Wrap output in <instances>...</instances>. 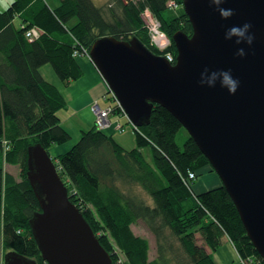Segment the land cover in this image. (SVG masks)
<instances>
[{"label":"trees","instance_id":"trees-1","mask_svg":"<svg viewBox=\"0 0 264 264\" xmlns=\"http://www.w3.org/2000/svg\"><path fill=\"white\" fill-rule=\"evenodd\" d=\"M60 1L53 8L49 0H15L0 11V250L17 252L38 264L47 263L29 225L41 206L27 178V150L39 143L50 154L54 146L71 140L59 117L67 102L41 69L52 66L63 83L78 80L83 71L73 53L90 52L92 45L106 36L119 40L137 37L158 55L141 17L148 6L171 38L175 58L173 35L178 31L193 33L184 11L177 16L168 14L169 3L176 1L182 6V0H111L109 5L114 6L108 8V18L92 0ZM20 10L25 13L20 14ZM18 17L22 27L15 24ZM34 25L44 35L30 41L26 33ZM134 129L137 148L131 151L95 125L83 132L68 152L53 158L62 170L60 176L71 202L113 262L123 264L111 238L125 256L124 264H172L162 255L149 260L148 240L136 236L131 228L142 220L158 240L164 229L178 239L185 257L175 261L177 264H216L212 253L227 238L242 259L264 264L222 183L201 194L193 192L192 184L187 187L185 177L190 171L201 175L209 167L216 173L189 134L184 146L178 145L176 137L184 129L181 123L156 105L150 124ZM143 147L151 148L152 163L144 157ZM6 164L21 168L19 181L5 171ZM135 184L149 194L153 206L137 201L132 194Z\"/></svg>","mask_w":264,"mask_h":264},{"label":"water","instance_id":"water-1","mask_svg":"<svg viewBox=\"0 0 264 264\" xmlns=\"http://www.w3.org/2000/svg\"><path fill=\"white\" fill-rule=\"evenodd\" d=\"M192 35H173L176 64L155 55L137 37L106 36L90 59L131 122L150 124L156 105L168 110L194 140L232 198L255 250L264 260V0H183ZM218 7L233 10L223 18ZM252 25L251 45L226 39L233 26ZM243 48L246 55L237 51ZM230 71L239 81L230 93L201 74ZM56 164L41 145L27 150V178L41 211L29 221L47 264H115L80 209L71 202ZM4 264H38L8 252Z\"/></svg>","mask_w":264,"mask_h":264},{"label":"crops","instance_id":"crops-1","mask_svg":"<svg viewBox=\"0 0 264 264\" xmlns=\"http://www.w3.org/2000/svg\"><path fill=\"white\" fill-rule=\"evenodd\" d=\"M13 1L14 0H7L9 4ZM1 2L4 3L5 0H1ZM49 5L53 8L57 6L54 0H51V3L49 0ZM77 62L83 71L82 77L76 81L66 83H63L59 79L52 66L46 65L41 69L44 78L60 90L67 102V107L59 112V117L61 125L69 132L72 138L71 141L64 145L54 146L50 152L52 158H57L65 154V145H67V147L73 145L81 138L83 132L95 128L94 105H98L102 109H107L109 107L114 108V112L109 116L110 125L102 131L106 132L108 135H112L114 140L126 146L123 135L118 136L119 132H121L118 126H123L125 132L128 127H125L123 124L125 121L130 123L129 119L117 108L115 102L111 105L109 104L108 101H113L111 98L112 93L91 59L80 57L77 58ZM7 166L10 167L11 172L8 171L9 174L13 175L14 172H18L19 166L6 164V167ZM12 166L15 168H12ZM202 175H204V177L200 178L201 182H198L199 179L195 182L196 184L193 190L196 194L204 193L221 185V180L216 174L211 172L209 167H207L205 172L199 175V177ZM212 255L216 264H239L238 259H240V256L229 238L224 239L222 245L212 253Z\"/></svg>","mask_w":264,"mask_h":264},{"label":"rangeland","instance_id":"rangeland-1","mask_svg":"<svg viewBox=\"0 0 264 264\" xmlns=\"http://www.w3.org/2000/svg\"><path fill=\"white\" fill-rule=\"evenodd\" d=\"M15 1V0H14ZM13 1V2H14ZM98 7H101L103 9V12L105 14V16L108 18V15H110L108 8L113 7L114 5H109L111 0H92ZM177 5V7L175 8H171L169 5L168 7V14L171 16H177L180 15L183 11H184V6L182 4V6H180L176 1H174ZM183 2V0H182ZM11 4H9V2H7V0H5V2H1L0 0V11H5L8 7H10ZM148 12L145 13V15L142 13L141 17H143L142 21L144 23V28L147 32V35L149 37V41L151 46H153L154 48H156L159 51L158 56H165L167 57L168 54L173 56V61H172V65L176 64V59L177 56L175 58V55L173 53V51L171 50V47L173 45L171 38L167 35V33H165L162 29V23L161 21L155 16V14L153 13L152 10H146ZM185 13V11H184ZM116 14H119V16H121V13L118 11ZM186 14V13H185ZM166 16V15H165ZM167 17V16H166ZM157 29V31L159 30L160 33L154 32V29ZM154 36V37H153ZM164 36V42H162V37ZM148 48V47H147ZM77 51V50H76ZM80 53H82L83 51H79ZM155 54V53H154ZM157 55V54H155ZM89 58L87 53L85 54H81L79 56H77L76 58ZM112 100L113 101H108L109 104H113L114 102L117 104V100L115 98V96L112 94L111 95ZM104 102V101H103ZM106 103V102H105ZM107 104V103H106ZM118 108V106H117ZM120 109V108H119ZM9 121V120H8ZM7 121V122H8ZM10 122V121H9ZM125 125V127H128L126 129L125 132H119L118 136L123 135V138L125 139V145L123 146L122 144H120L118 141H116L120 146H122L125 150L131 151L133 149H135L137 147V138H136V132L134 129V125L132 123H127L125 121V123L123 124ZM125 130V128H124ZM188 138V133L185 129H182L177 137H176V141L178 143V145L180 147H183L186 140ZM72 139V138H71ZM71 141V140H70ZM79 141V140H78ZM77 141V142H78ZM76 142V143H77ZM6 143V142H4ZM76 143H74L73 145L67 147L66 146V150L65 152H68ZM142 153L144 155V157L149 161L152 158V151L150 147H143L141 148ZM150 163H152V161H149ZM12 168H15L12 166ZM5 171L8 173L11 172L10 171V167H6L5 165ZM20 173H21V168L18 167V172H14V177L19 181L20 180ZM194 173L195 178L192 179H199L198 182H201L202 177H204V175H202L201 177H199V174H197V172H193L190 171L188 173V177H190V174ZM214 174V173H213ZM195 181L192 183V189H194L195 186ZM133 187V192L132 194L137 196V201H141V203L143 205H150L153 206L154 205V201L153 199L149 196V194L143 190L141 188V186L135 184L132 186ZM194 192V190H193ZM195 193V192H194ZM196 194V193H195ZM132 231L134 232V234L136 236L139 237H143L145 239L148 240L149 244H150V250H149V260H155L159 257V255L165 256L168 259H170L172 261V264H177L175 263V261L183 259L185 257V254L182 250V247L180 245V243L178 242V239L174 238L171 235V231L169 229H164L163 233H162V238L160 240H158L157 236L151 232L149 230V228L147 227V225L142 221L139 220L136 223H134L132 226ZM200 242H202L200 240ZM111 243L113 244V249L114 252H116L119 256V262H122L124 264L126 258L123 255V253L121 252L120 248L118 246H116V243L114 241L113 238H111ZM160 245V250H159V245ZM171 244H173V246H171ZM210 250V249H209ZM4 256H5V251L3 249L0 250V264H4ZM244 259L241 258L238 259L239 264H247L246 261L243 262ZM253 263H258L257 261H248V264H253Z\"/></svg>","mask_w":264,"mask_h":264},{"label":"clouds","instance_id":"clouds-1","mask_svg":"<svg viewBox=\"0 0 264 264\" xmlns=\"http://www.w3.org/2000/svg\"><path fill=\"white\" fill-rule=\"evenodd\" d=\"M212 2L219 6L221 3L225 2V0H212ZM218 11L225 19L230 18L234 14L233 10L224 9L222 7H218ZM251 27L252 25L249 23H245L243 26H233L227 31L226 39H232L233 37H236V44L246 42L247 44L251 45L255 39L253 35L249 34ZM237 55L243 57L246 55V53L243 48H240L237 51ZM217 80H219L221 85L223 87H227L229 92L233 94L236 92L239 86V81L232 77L230 71L211 72L209 74L208 70L205 69V71L201 74L202 84H207L210 87L215 86Z\"/></svg>","mask_w":264,"mask_h":264},{"label":"built area","instance_id":"built-area-1","mask_svg":"<svg viewBox=\"0 0 264 264\" xmlns=\"http://www.w3.org/2000/svg\"><path fill=\"white\" fill-rule=\"evenodd\" d=\"M169 6L171 7V8H176L177 7V5H176V3L174 2V1H171L170 3H169ZM147 10V9H146ZM146 10H144V12H143V14L145 15V13L146 12H148V11H146ZM143 18V17H142ZM157 33H160V31L158 30L157 31ZM36 34V32L34 31V30H29L27 33H26V37H27V39H29L30 41L32 40V37L34 36ZM154 37V36H153ZM164 36L162 37V42H164ZM85 53H87V55H88V57L90 58V55H89V51L88 50H84L82 53H80L79 51H75L74 52V54H75V56L74 57H77V56H79V55H81V54H85ZM165 57V56H164ZM166 58V60L169 62V63H172V61H173V56L172 55H170V54H168L167 55V57H165ZM113 94V93H112ZM116 98V97H115ZM117 100V99H116ZM117 106H118V109L120 108V111L123 113V114H125L126 115V113H125V111L122 109V107L120 106V104H119V102L117 101ZM93 112H94V115H95V124H96V126L98 127V129L99 130H105L109 125H110V119H109V116H110V114L111 113H113L114 112V108L113 107H109V108H107V109H102V108H100L98 105H94L93 106ZM126 117H127V115H126ZM136 128V127H135ZM118 129L120 130V131H124V128L122 127V126H118ZM195 178V175H194V173H191L190 174V177H188V179L186 180V184H187V187L188 186H190L195 180H193L192 181V179H194ZM2 211H3V208H2ZM250 260H252L253 261V259L252 258H248V259H246V260H243V262L244 261H246V263L248 264V261H250ZM254 264V263H253Z\"/></svg>","mask_w":264,"mask_h":264},{"label":"bare ground","instance_id":"bare-ground-1","mask_svg":"<svg viewBox=\"0 0 264 264\" xmlns=\"http://www.w3.org/2000/svg\"><path fill=\"white\" fill-rule=\"evenodd\" d=\"M135 2L136 1H139V0H134ZM54 2H56V4H57V6L58 5H60V3H61V1L60 0H54ZM14 2H12L11 3V5L13 4ZM50 3H51V0H50ZM10 5V6H11ZM56 6V7H57ZM9 8V7H8ZM146 9L147 10H152L151 9V7H146ZM145 9V10H146ZM20 14H23V13H25V11L24 10H20V12H19ZM19 16V15H18ZM20 17V16H19ZM17 18L16 20H15V24L17 25V26H19V27H22V24H21V21H20V18ZM157 29L158 28H156V29H154L153 31L154 32H156L157 31ZM29 30H34L35 32H36V34L32 37V40L31 41H37V40H39L43 35H44V31L41 29V28H39L37 25H34V26H32ZM75 56V54L73 53V57ZM56 169H57V172H58V174H59V176L61 175V173H62V170H61V168H59V167H56ZM189 173V172H188ZM60 177H62V176H60ZM187 178H188V176H186L185 177V180H187Z\"/></svg>","mask_w":264,"mask_h":264}]
</instances>
